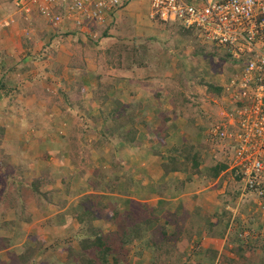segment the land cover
I'll use <instances>...</instances> for the list:
<instances>
[{
	"label": "rangeland",
	"instance_id": "obj_1",
	"mask_svg": "<svg viewBox=\"0 0 264 264\" xmlns=\"http://www.w3.org/2000/svg\"><path fill=\"white\" fill-rule=\"evenodd\" d=\"M129 2L125 3L126 5L122 9H125ZM138 3L134 0L132 10H135L136 21H141H138V27L132 24L140 33H143L142 36L137 35L136 31H130L129 34L116 38L113 34L118 32L119 29V23L116 22L108 27H105L107 25L97 27L94 31L88 32L90 35H85L86 32H77L75 26L71 24L56 29L36 13L27 17L18 10L16 12L12 0H0V64L2 65L0 75L5 72L4 70L14 72L13 69L19 67L23 72L19 75L22 77H19L18 80H36L43 81L46 84L56 80L54 77L59 75V72L56 71L65 63H68L67 65L75 63L85 67L83 60H86L87 64H97L100 68L99 72L109 77L107 82H113L110 89L99 87L98 92L111 90L114 93H109L110 96L121 95L123 98H127L132 92L131 95H137L136 98L144 101V103H138V101L133 103L134 107L138 106L139 108L138 123H118L128 129L119 130L111 127L114 129L115 135L120 138L123 137L121 131L133 130V143L126 147L123 146L122 149L126 151V154L128 150L143 152L136 159V166L127 164L128 155H125L124 152L115 156V168L112 167V163L109 164L106 161V156L109 154L108 149L112 147L108 146L107 143L115 135L112 131H109L108 135H101L103 132L102 125H107V115L104 114L108 110L111 115L118 117L121 112L117 111L116 106L109 105L110 103L100 106L98 103V106L91 104V111L81 107L79 114L78 110L77 115L80 116V121L83 124L81 145L86 150L80 154L76 153L81 160L80 163L72 164V167H77L75 169H71L67 165L63 167V163L55 159L54 154H52L51 159L47 157L48 153H43L46 147L41 141H33V138H31L27 144L24 136V140L20 142L17 135H14L10 130L8 131L11 126L7 125L9 117L6 118L7 114L4 113L12 114L13 117L15 115L21 117L24 114L17 111L19 107L12 104L10 98L5 103L0 104V129L4 132L1 139H4L5 146H9L5 153L2 154L0 151V160L9 162V165L13 166L11 170L17 174L18 179L24 177V181L28 184L19 187L18 183L5 179L4 175L7 172L1 170L0 264H43L44 262L47 264H72L68 257L70 247L79 248L81 235L90 232H87L88 229L85 228L83 223L79 222L76 215L78 212L83 211L79 208L80 198L84 194L90 193L93 188L109 192L101 189L104 182L101 186L97 185L95 181L99 178L100 181H103V179L105 181L110 180V178L116 181L118 176L116 182H119V184L114 189L116 193L124 189L130 190L134 185L132 183L134 178L136 179L143 174L142 169L144 167H140V165L144 156H152L150 152H144L145 150L142 147L139 148V139L142 134L146 135L147 140L145 137L141 139L142 143L145 140L146 143L150 140L148 138L150 131L159 129L164 132L165 129L162 126L166 125L169 119L176 120L179 118L183 120V125L180 126L183 132L181 133L180 127H177L176 129H179V131L175 132L176 129H174V136H171V138L169 136L165 137L167 140H171L172 143L179 140L178 145L173 144L174 149L173 147L168 149L175 152L176 150L193 149L195 150V152L192 151L195 153L192 154L194 158L197 161L200 160V163L202 160L208 165L217 164L216 162L222 163L226 159L229 160L226 158L227 154L231 155L229 142L214 138L209 139L207 135V130L210 129L209 126L220 123V119L224 118L222 115L223 109L227 110L229 108L227 98L223 91L220 94L206 92L205 82H217L225 88L228 83V76L231 75L232 66L229 67L228 63H225L220 57L196 55V48L200 47L199 43L203 44V42H194L187 36L185 37L186 34L174 25L165 26L154 23L149 17L151 0H140V3ZM12 20L14 22H11ZM7 22L9 23L7 24ZM87 29L89 30V28ZM107 37L114 39L104 43L103 40ZM114 44H116L115 47H112ZM206 47L207 53L213 50L210 46ZM131 56L135 57L132 61ZM157 62L158 70L156 69L157 65L155 66ZM114 67H118L123 71L119 73ZM28 68L33 69V72L28 74L29 76L23 74ZM42 70H45L44 75H42ZM138 70L141 73H139V77H137ZM129 71H134L135 74H131ZM15 78L14 75L9 77L5 75L4 79H7V81H4L5 87L9 82H13ZM132 79L137 82V85L132 82ZM1 93L2 91H0ZM43 93L42 89L39 88V92L36 94L38 100ZM150 96H160L159 101L162 102L160 103L162 112L158 119L161 123H157L150 118L151 111H149V114L145 111L146 107L152 108L153 97ZM45 98L51 102L50 105L38 104L34 101L32 106L35 105L37 108L35 109L36 116L40 118L43 112L47 111L50 117L55 115L54 119L58 120L60 108L53 103L55 102L54 99H49V96ZM59 101L62 100L59 99ZM89 105L86 104V107ZM30 119L32 120L33 116H30ZM122 134L126 135L125 133ZM139 134L141 135L139 136ZM161 134L159 133L158 136H161ZM134 140L136 141L134 142ZM152 142H155V139H151L149 144ZM98 143L103 147L96 148L95 146ZM17 145H20L21 148ZM112 145H115V143ZM145 145H148V143ZM15 146L25 153L10 155L9 161H6L5 156L7 157L8 153L16 148ZM90 150L95 151L90 152ZM160 157V154L157 155L158 161H160ZM121 166L124 168H121ZM224 177L229 180V184H227L228 197L225 198H229L228 203L239 207L241 212V215L235 219V223L231 227H238L244 222L247 225L252 224L254 226V228L248 230L247 225H243V229L246 230L244 233L251 238V247H256L255 251L253 250L251 254L248 245H244L245 248H243L241 254L243 257L239 261L241 264H253L256 260L257 263L262 262L263 259L259 258V255L261 254L264 258V245H259V241L264 240V226L258 228L259 225L264 224L262 206L256 204L254 199L250 197L239 199L238 190L240 185L230 170ZM34 179L43 180L39 185V191H36L32 185ZM197 186H192V189L186 188L184 191L187 193L195 192L198 190ZM203 191L209 193L214 192V189L208 188ZM117 195L119 196L118 193ZM132 195L142 199L143 202L139 205L136 202L130 204V200L129 203L121 200L122 210H127L132 205L134 209H138L137 215L139 214L140 218L141 215L144 217L147 215L152 220L154 219L153 224L155 227L157 225L159 229V231L156 230L155 239L158 244L163 245L162 247L158 245L155 249H152L150 245H144L139 249L138 242H135L130 247L116 253L119 256L118 262H115L114 257L111 255V264H152L155 261L157 264H182V262L186 264L185 257L187 254H190V263L188 264H192V259H194L195 264H209L204 261V258L207 259L208 254L206 252L209 249L184 250V245L187 242L184 240L187 234L183 232H189L190 228L195 227L194 223L197 225L200 222L198 216H194L193 220L192 217L183 219L180 227L183 235L180 236V230L177 228L173 216L164 217V210L155 211V207H152L154 196L151 193L143 195L132 193ZM205 198L210 199L209 195ZM116 199L118 200V197L109 200L112 207H117ZM105 200L108 201V198L106 197ZM206 202L209 203L210 201L206 200ZM210 208L213 209L214 207L211 205ZM227 212H229V209H224L222 213L218 214L224 222L223 227L227 225L226 221L229 224L233 218L234 213L228 214ZM168 221L176 226L174 233L168 231L170 230L169 226L166 228L168 234H173L176 237H172V240H168L167 235L162 230L160 231ZM113 228L115 229V227ZM148 234L150 236L152 233L148 232ZM42 240H44L43 245L38 249L37 247ZM227 247V259L224 260V263L232 264L230 260H234V264H236V256L232 257L231 255L234 253L235 248ZM35 248L37 250L34 252ZM234 255L236 254L234 253ZM223 256L221 255L219 258L223 259ZM247 257H250V260H246ZM254 259L256 260L254 261ZM212 261L213 259H211ZM213 264H216V260Z\"/></svg>",
	"mask_w": 264,
	"mask_h": 264
},
{
	"label": "crops",
	"instance_id": "obj_2",
	"mask_svg": "<svg viewBox=\"0 0 264 264\" xmlns=\"http://www.w3.org/2000/svg\"><path fill=\"white\" fill-rule=\"evenodd\" d=\"M137 1L140 3V0H136V2ZM132 3H134V0L129 2L127 6L128 7L132 6ZM127 6L125 7V9L121 8L120 10H118L116 14L112 16L111 22H109L110 25L111 24L113 25L115 22L119 23L118 24L119 29L117 30L118 32L113 33L116 36V38L129 34L130 31L132 32L136 31V34L139 36H142L143 34L140 33L137 30V28H135V26H133L134 24L137 25L138 27V24L141 21V20H138L139 22L136 21L135 10H132L133 6L130 8H128ZM130 24H132V26H130ZM110 39L111 38L107 37L103 41L104 43H106L105 41H108ZM116 44H114L112 47H115ZM27 63L29 62L27 61ZM67 64L65 63L64 66H62L60 69L56 71L59 72V75L54 77V79H56L55 81L58 80L61 81V82L58 81L57 83H53L55 82L53 81L51 83L45 84V82L43 81L42 82L36 80L31 81L28 79L18 80L19 77H22L19 75H21L23 72L22 70H20L19 67L13 69L14 72L4 70L5 72H2L0 75L1 76L0 79L3 78L2 81H4L5 75L7 77H9L10 75H14L16 76V78L14 79L13 82L11 83L9 82L7 84L6 88L8 91L5 94L0 89V91H2V93L0 94V104L5 103L10 98V102L19 107L17 111L24 114L22 116L19 115L21 117H18L16 115L15 117H13L12 114L4 113L7 114L6 118L9 117V122L7 123V125L9 124L11 127L10 129H8V131L10 130L14 135H17V138L20 139L19 140L20 142L24 140V136L26 137L27 144L29 143V140L31 138H33V141H41L46 147L43 153L44 152L48 153L47 157L51 159L52 154H54L53 156H55V159L59 160L60 163H63L62 164L63 167L67 165L68 167H71V169L72 168L75 169L77 167L76 166L75 168L72 167V164L80 163L81 160L80 157L77 155L82 153L84 150H86L81 145L82 143L81 138L83 137V136L81 137V135L83 134L82 133L83 124L82 121H80V116L77 115L78 110L80 114L81 107L86 108L87 111H91L92 109L91 104L97 105L99 103L100 106V105H108V103H110L109 105L116 106V108H118L119 111L126 113L119 107L118 105L120 103L119 101H122L123 106H131L134 103V101H138V103H144V101L142 99L136 98L137 95H131L132 92H130V96H128L127 98H123L121 95L110 96L109 93L112 94L114 93L111 90L108 92L104 90L98 92L99 87H107L108 89H110L112 86L111 83L113 82L111 83H109L110 81L107 82L109 77L99 72L100 68L98 67L97 64L94 65H90V63L87 64L86 60H83V65H86L85 66L86 68L81 67V65L80 66L76 65L75 63H72V65H67ZM155 66L157 69L158 62L157 64L155 63ZM114 68L116 69V71H119V73L120 71H123L118 67H114ZM0 70H2V65L0 67ZM138 71H137V75H138L137 77H139V73H140V70ZM32 72L33 69L28 68V70H26L23 74L29 76L28 74ZM42 72H43L42 75H44L45 70H42ZM129 72H131V74H135L134 71H129ZM43 78H45V76H43ZM132 82L134 83L135 81L133 80ZM136 83L137 82H135V85H137ZM138 87L140 88L139 85ZM39 88L42 89L44 95L42 94L41 98L38 100L36 94L39 92ZM105 93H107L110 98L104 100L103 95ZM46 96H49V99L52 100L54 99L55 102L53 103L60 108V114L58 120L54 119L55 115H53V117H50L47 111H44L43 115L40 118L36 116L35 109L37 108L35 107V105L34 106L32 105L34 104V101L35 103L38 104L50 105L51 102L49 100H46L45 98ZM150 97H153L152 98L153 102L151 104L152 108L146 107L145 111H147L148 114L149 111H151V114H149L151 115L150 118L157 123L158 122L161 123V121L158 119L159 118L158 116H160L161 115L160 113L162 112V109L160 107V103L162 102L159 101L160 96H150ZM59 99L62 101H59ZM86 104H90V105L86 107ZM2 106H4V104H2ZM12 110H16V109H12ZM104 115H107L106 117L107 125H102L103 132L101 135H108L109 131H112L113 135H115L114 129L116 128L128 129L124 125H119L118 118L114 117V115H111L108 110H106V113ZM30 116L31 117L33 116L32 120L30 119ZM182 125H183V120H180L179 118L176 120H174L173 118L169 119L167 121V124L162 126L165 129L164 132L158 129V130L150 131L149 135L147 134L148 138L150 139L148 142H146L148 143V145H145L147 136L142 134L138 143L139 148L142 147L145 150L144 152H150L152 154V156L145 155L143 158L142 164L140 165V167H144L142 169L143 174L136 179L134 178L132 182L134 185L130 190L124 189L121 192H117L119 196L118 195L116 196L117 193L115 190L114 192H108L107 193L109 195L108 200L118 197V199H122L123 201H126L128 203L129 200L142 203L143 200L137 198V196L132 195V193H136L138 195L151 193L154 196L151 204L152 207L154 206L155 210L157 211L164 210V214H165L164 217H167L168 215L173 216V219H175L176 223L178 224L179 230L182 225L181 222L183 221L184 218L189 219L192 217L193 220L194 216H198L200 218V222L197 225L194 223L193 225H195V227L194 228L192 227L193 229L190 228L189 232L187 231L183 232L182 230H180V236H182L183 233L187 234V237L184 240L187 241L186 244L184 245V250L194 249V248H202L203 250L209 249V251L206 252L207 254H209L211 251H216L218 253L216 257V264H220L219 257H221V255L222 256L226 255V250L228 249L227 246L236 248L238 244V241L232 242V237H230V235H232L231 230H235V228H232L231 226L234 225L235 219H237V217L241 215V212L239 210V207H235L231 203H228L229 198L227 199L225 198L228 197L227 184H229V180L224 177L225 175H227L226 172L222 173L220 177L211 180H204L198 176H193L191 174L181 172L177 169H175L170 174L166 172L164 166L165 164H169L167 163L169 162L170 159L169 157L176 156L178 154L174 150H170L168 148L173 147L174 149L173 144L178 145L179 140L172 143L171 140L169 139L167 140L165 137L169 136V138H171V136H174L175 135L173 132L174 129ZM111 127H113L114 129H112ZM177 131H179V129L175 130V132ZM180 131L181 133L183 132L182 127H180ZM159 133H162L161 136H158ZM122 135L123 137L121 138L116 135L113 136L111 138V141L107 143L108 146H112V147H109L108 149L109 154L106 156V161H108L109 164L112 163V167H113L116 161L115 156H118L119 153L124 152L125 155H128L127 164L136 166L135 161L141 156V153L143 152L128 150L126 154V151H124L122 147L123 146L126 147L127 145H130L131 143H133V141L125 140L124 139L125 135L124 134ZM140 135L141 134H139V136ZM139 136L137 137V139L139 138ZM144 137L146 138V140L142 143L141 139H143ZM151 139L152 140L155 139V142L149 144ZM135 141L136 140H134V142ZM113 143H115V145H112ZM17 146L21 148L20 145ZM17 146H15L16 148L14 150L8 153L9 154L7 156L8 161L11 157L10 155L14 156L15 154L25 153L23 150H20ZM95 147L102 148L103 145L99 143V145L96 144ZM92 151L94 152L95 150H90V152ZM76 153L78 154L76 155ZM159 154L161 156L160 161L157 160V155ZM3 165L5 164H2V161L0 160V173L2 169L4 170ZM205 165L208 164L205 163ZM8 166L9 169L13 168L12 165H9V162H8ZM121 168L124 167L121 166ZM182 181H184V186L181 188ZM190 185L195 187L198 185L197 186L198 192L195 190H194L195 192H190V193L184 191L186 188L192 189V186ZM208 188L214 189V192L205 193L203 191ZM94 189L95 188H93L92 191H95ZM216 191H218V193H216ZM207 195H209L210 199L205 198ZM206 200L210 202L207 203ZM238 204L240 205V202ZM211 205L214 207L213 209L210 208ZM224 209H229V212H227L228 214L234 213L233 218L231 219L229 224L228 221H226L227 223V225L225 226L226 231L223 230L224 229L223 220H221L220 216H218V214L222 213ZM208 221L213 222V224L209 225ZM243 225H247L246 222H244ZM263 226L264 224L259 225L258 228H261ZM235 227L237 228V226ZM153 228H155V225ZM175 228L176 226L171 224L169 225L170 230L168 231L174 233L176 230ZM4 246L6 245L4 244ZM179 247L182 248L180 245ZM234 253L231 254L232 257L236 256L234 255ZM185 261L186 264L190 263V254L186 255ZM204 261L210 263V261H207V259L205 258ZM192 263H194V259H192Z\"/></svg>",
	"mask_w": 264,
	"mask_h": 264
},
{
	"label": "built area",
	"instance_id": "obj_3",
	"mask_svg": "<svg viewBox=\"0 0 264 264\" xmlns=\"http://www.w3.org/2000/svg\"><path fill=\"white\" fill-rule=\"evenodd\" d=\"M126 1L13 3L27 17L36 13L56 29L71 24L77 32L90 34L109 24ZM149 17L193 29L200 42L229 57L231 78L225 87L229 108L207 133L209 139L229 142L227 164L240 185V198L254 199L264 212V0H151Z\"/></svg>",
	"mask_w": 264,
	"mask_h": 264
},
{
	"label": "trees",
	"instance_id": "obj_4",
	"mask_svg": "<svg viewBox=\"0 0 264 264\" xmlns=\"http://www.w3.org/2000/svg\"><path fill=\"white\" fill-rule=\"evenodd\" d=\"M174 26L179 27L181 31H183L186 34L185 37L187 36V38L192 39V41L194 42L197 41L199 43L197 34L194 32L193 29H189V30L184 29L181 26H177L175 24ZM199 46L200 47H197L195 50L196 55L201 54L204 56L206 55L207 57H212V56H216L217 58L220 57L221 60H223L224 62H227L230 67L231 64L229 63L230 61L229 57L226 54L224 55L223 53H221L217 49V47H215L212 51L207 53L206 45L204 46L203 44L199 43ZM134 58H135L134 56H131V61ZM230 78L231 76L229 75L228 80H230ZM2 80L3 78L1 79L0 89L3 92L4 90H6L5 92H7L8 90L5 87V82H4V81H7V79H4V81ZM205 86H206V92H209V93L220 94L222 93V91L223 93L225 92L224 86L218 84L217 82H213V81L207 82L206 81ZM103 98L104 100H106L110 97L107 93H105L103 95ZM119 102H120L118 104L119 107L126 113H123L117 110L118 112H121L120 116L116 117L118 118V123H121V124H126L129 122L133 124H136V122L138 123L139 122V119H137L139 117L138 106L134 107L133 104L131 106H123L122 101H119ZM121 129L119 128V130ZM3 133H4L3 130L0 129V151L2 154L5 153V150L9 147V146H5L4 141H3L4 139H1L4 136ZM122 133L126 134L124 138L125 140L132 141L134 139L133 138L134 136L132 134L133 130H128L125 132L121 131V135ZM192 151L195 152V150L193 149H187L185 151L176 150V152L179 154H177L176 156L169 157L170 158L169 162H167L169 164H165L164 166L166 172L170 174L175 169H177L181 172L191 174L193 176H198L204 180H211V179L220 177L222 173L227 171L228 166L226 163H223V162L217 163L214 165H205V163L202 162V160H201V163H200V160H198L199 161L198 162L197 159L194 158L193 156L195 153H193ZM5 158H6V161H8V157L5 156ZM4 163H5V165H3L4 171L7 172V174L4 175L5 179H7L8 181H12L13 183H16V184L18 183L17 185L19 187L21 186L24 187L28 185L26 184V181H24L25 180L24 177L18 179L19 177L17 176V174L13 172L12 170H10L11 168L9 169L8 162H7V165H6V162H2V164ZM113 166L115 168V165ZM15 174L16 176H14ZM117 178L119 177L118 176L116 177V181H118ZM112 179L113 178H110V180H106V181L103 179V181H100L101 179L99 178L95 182L99 186H101V184H103L104 182V186L103 187L101 186V189L107 190L109 192H114V189L118 187L119 182H116L114 181V179L113 180ZM42 181L43 180H39V179L33 180L32 185L35 187L36 191H39V185L40 183H42ZM181 184H182L181 186L182 188L184 186V181H182ZM94 190L95 191L84 194L79 200V203H80L79 208L83 211L80 213L78 212L76 214L77 218L79 222L83 223L85 228L88 229L87 232L88 231L90 232L84 233L81 235L79 239V243H80L79 248H75L74 246L70 247L68 257H69V261L72 264H111L110 263L111 255L114 257V261L118 262L119 256L116 253L121 251L122 249H125L126 247H130V245H132L135 242L136 243L138 242L139 249H141L142 246L144 245L145 246L150 245L152 249L157 248L158 245L162 247L163 244H158L155 239L156 230L159 231V229H158V226L157 228L156 227L153 228L154 219L152 220L151 217H148L147 215L146 217L141 215V218H140L139 214L137 215L138 209L137 208L134 209L132 205L129 206L127 210L125 209L122 210V207H121L122 199H118V200L116 199L118 203L116 204L117 207H112V203H109V200L108 201L105 200L106 197L109 198V195L105 194L107 192L99 191L98 188H95ZM135 202L140 205L139 202L130 200V204L131 203L133 204ZM171 224L172 222L168 221L165 224V226L160 229V231L162 230L163 233L167 235L168 240H172V237L176 238L175 236H173V234L170 235L167 232L166 228ZM208 224L212 225L213 222L208 221ZM241 225H239L237 228L234 227L235 230H231L232 235H230V237H232V242L238 241V244L236 248L234 249V252L236 253V259H237L236 264H241L239 260L241 259V257H243V255L241 254L243 252V248H245L244 245H248V247L250 248L249 252H251V254L253 253V250L255 251V248H256L255 246L251 247V242H252L251 238L244 233L246 230L243 229L244 227L242 223ZM113 227H115V229ZM247 227L249 228L248 230H250L251 228H254L252 224L251 225L248 224ZM177 228H178V224H177ZM223 230H225V228ZM148 232L152 234H150L149 236ZM254 237L256 236L254 235ZM43 241L44 240H42L41 244L37 247L38 249L42 247ZM259 243H260L259 245H264V240H260ZM4 244L5 243H3V245ZM37 248L34 249V252L37 250ZM217 254L218 253L216 251H211L207 255V261H210L209 264H213L215 262ZM259 258L263 259L262 262L259 261L257 263V260L254 259V261L255 260L256 261L253 264H263L264 258L263 256H261V254L259 255ZM153 259H156V258H153ZM211 259H213L212 262H211ZM226 259H227V256L226 255L223 256V259H220V264H225L224 260ZM246 260H250V257H247ZM230 261H232L231 262L232 264H234L235 262L234 260H230ZM43 264H47V263L44 262ZM152 264H157V262L155 261V263H152ZM192 264H195V263H192Z\"/></svg>",
	"mask_w": 264,
	"mask_h": 264
},
{
	"label": "clouds",
	"instance_id": "obj_5",
	"mask_svg": "<svg viewBox=\"0 0 264 264\" xmlns=\"http://www.w3.org/2000/svg\"><path fill=\"white\" fill-rule=\"evenodd\" d=\"M12 2H13V0H12ZM129 2V0L128 1H126V3H128ZM131 2V1H130ZM13 5H14V7H15V9H16V12H18L17 11V8H16V6H15V4L13 3ZM126 4H124L123 5V7L125 6ZM123 7H121V8H123ZM120 8V9H121ZM119 9V10H120ZM152 20V19H151ZM153 21V20H152ZM11 22H14V20H12ZM154 23H157L156 21H153ZM9 22H7V24H8ZM158 24H162V25H165V26H168V25H174V24H171V23H168V24H166V23H158ZM108 26H110V23L109 24H107V26H105V27H108ZM178 26V25H177ZM73 33V32H72ZM85 35H90V34H85ZM97 35L95 34V37H96ZM226 63V62H225ZM225 93V92H224ZM226 96V95H225ZM227 98V97H226ZM228 102V101H227ZM227 106H229V103H228V105ZM207 135H208V133H207ZM208 138H209V136H208ZM217 163H219V162H217ZM223 163H226L227 164V159L223 162ZM227 166H228V164H227ZM227 170L229 171V166H228V168H227ZM228 171H226V174L228 173ZM239 191V190H238ZM239 195H240V192H239ZM239 199H241V198H239ZM262 212V211H261ZM264 213V212H263Z\"/></svg>",
	"mask_w": 264,
	"mask_h": 264
}]
</instances>
